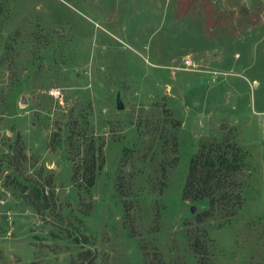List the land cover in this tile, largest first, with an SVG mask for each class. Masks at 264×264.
I'll use <instances>...</instances> for the list:
<instances>
[{"label": "rangeland", "instance_id": "1", "mask_svg": "<svg viewBox=\"0 0 264 264\" xmlns=\"http://www.w3.org/2000/svg\"><path fill=\"white\" fill-rule=\"evenodd\" d=\"M225 135L244 205L199 222L190 160ZM196 236L264 264V0H0V264H200Z\"/></svg>", "mask_w": 264, "mask_h": 264}, {"label": "trees", "instance_id": "2", "mask_svg": "<svg viewBox=\"0 0 264 264\" xmlns=\"http://www.w3.org/2000/svg\"><path fill=\"white\" fill-rule=\"evenodd\" d=\"M76 125L77 123L71 125L73 131ZM81 148L79 145L73 158L74 179L76 183L84 182L82 188L90 191L103 165V146L97 148L95 141H92L88 149ZM244 167L245 154L233 138L227 135L220 140L205 142L199 146L190 160L182 193L184 199H191L204 207L202 212L196 215L199 222L215 217L230 219L238 213L244 205ZM191 242L200 264H214L204 239L196 236ZM146 260L149 264H155L150 262L149 257H146ZM159 262L163 264V261Z\"/></svg>", "mask_w": 264, "mask_h": 264}, {"label": "water", "instance_id": "3", "mask_svg": "<svg viewBox=\"0 0 264 264\" xmlns=\"http://www.w3.org/2000/svg\"><path fill=\"white\" fill-rule=\"evenodd\" d=\"M120 109H121V107H120ZM196 210H197V207L193 206L192 207V212H195Z\"/></svg>", "mask_w": 264, "mask_h": 264}, {"label": "built area", "instance_id": "4", "mask_svg": "<svg viewBox=\"0 0 264 264\" xmlns=\"http://www.w3.org/2000/svg\"><path fill=\"white\" fill-rule=\"evenodd\" d=\"M186 63H187V65H190L191 62L187 60Z\"/></svg>", "mask_w": 264, "mask_h": 264}]
</instances>
